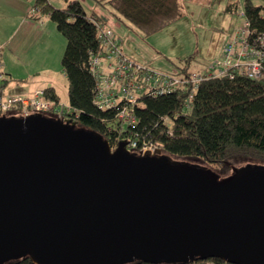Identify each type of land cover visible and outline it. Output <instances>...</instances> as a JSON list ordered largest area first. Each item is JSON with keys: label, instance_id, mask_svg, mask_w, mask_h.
<instances>
[{"label": "water", "instance_id": "95a60500", "mask_svg": "<svg viewBox=\"0 0 264 264\" xmlns=\"http://www.w3.org/2000/svg\"><path fill=\"white\" fill-rule=\"evenodd\" d=\"M42 113L0 117V264H264V169L221 179Z\"/></svg>", "mask_w": 264, "mask_h": 264}, {"label": "trees", "instance_id": "16d2710c", "mask_svg": "<svg viewBox=\"0 0 264 264\" xmlns=\"http://www.w3.org/2000/svg\"><path fill=\"white\" fill-rule=\"evenodd\" d=\"M96 1L111 7L117 18L124 17L148 35L184 16L181 0ZM240 4L237 0L230 2L227 10L238 12ZM243 9L253 28L263 31L264 5L245 0ZM45 17L55 21L67 39L62 63L69 80L68 115L76 124L96 132L112 145L127 138H136L140 145L143 141L156 142L172 154L200 157L217 167L238 156L264 159V80L236 73L203 80L192 98L190 88L157 96L145 95L137 107L138 123L121 131L117 109L100 107L95 101L96 80L90 60L92 52L101 49L95 20H103L96 13L89 14L81 0H68L64 7H56L50 0H35L27 18L42 21ZM185 62L178 66L176 73H188L205 65H193V55ZM9 84L6 76L0 87L6 88ZM44 91L47 99L56 103L62 101L55 86H47ZM187 100L190 107L186 106ZM6 264L37 263L27 255ZM126 264L231 263L209 258L157 262L137 259Z\"/></svg>", "mask_w": 264, "mask_h": 264}, {"label": "rangeland", "instance_id": "374dc122", "mask_svg": "<svg viewBox=\"0 0 264 264\" xmlns=\"http://www.w3.org/2000/svg\"><path fill=\"white\" fill-rule=\"evenodd\" d=\"M23 1L30 11L35 0ZM50 1L56 7H64L68 0ZM81 1L89 14L96 13L108 27L115 31L121 39L122 49L129 58L143 66L164 72L177 71L178 66L185 64V59L191 55L194 56L193 65L198 63L203 66L221 59L226 45L244 21L240 12L245 0H237L241 3L238 12L227 10L228 3L234 0H181L184 16L165 29L148 35L124 17L117 18L111 7L104 6L96 0ZM13 2L17 5L19 0H0V10L3 11L1 7H5L6 3V10L3 12L11 13L8 5ZM20 2L22 6V1ZM15 8L17 10L18 6ZM13 21L12 16L0 17V29L4 31L3 33H6L8 29L4 23ZM35 22L38 25L34 30L28 31V26L31 25L28 23L25 25L26 28L21 30V34L27 33L29 42L26 39L24 43H20L17 38L13 44L4 45V51H1L0 47V60L10 80V85L5 91L32 95L36 90L45 89L42 87L54 84L61 95L62 102L69 103L67 102L69 80L62 63L67 39L52 19L45 17L42 21ZM13 26L16 29L19 24ZM2 41L5 43L4 40ZM199 69L200 66L195 68V70ZM45 115L55 117L52 111ZM77 125L79 128H84ZM161 151L172 162H187L201 168H208L221 179L229 178L236 170L246 167L264 169V159L260 158L238 156L224 166L217 167L200 157L175 155L164 148ZM128 262L130 261L118 264Z\"/></svg>", "mask_w": 264, "mask_h": 264}, {"label": "built area", "instance_id": "2783aa9c", "mask_svg": "<svg viewBox=\"0 0 264 264\" xmlns=\"http://www.w3.org/2000/svg\"><path fill=\"white\" fill-rule=\"evenodd\" d=\"M240 13L244 18L243 24L226 45L222 58L188 73L164 72L139 64L125 54L115 31L104 22L95 20L101 44V49L92 52L90 60L96 80V103L103 108L117 109L120 130L123 131L138 123L137 107L145 95L157 96L190 88L192 98L203 80L236 73L264 80V30L253 28L244 9ZM5 77L0 67V83ZM5 89L0 87V111L3 115L29 116L52 111L54 118L76 124L68 115L69 104L47 99L44 89L36 90L32 95L7 93ZM186 106L190 107L189 100ZM122 141L128 142L127 148L131 152L155 153L164 148L156 142L143 141L140 145L136 138ZM120 142L111 145L116 149Z\"/></svg>", "mask_w": 264, "mask_h": 264}, {"label": "crops", "instance_id": "0c3cea01", "mask_svg": "<svg viewBox=\"0 0 264 264\" xmlns=\"http://www.w3.org/2000/svg\"><path fill=\"white\" fill-rule=\"evenodd\" d=\"M22 1V6H21V2ZM236 1V0H234ZM234 1H230V2H234ZM256 3L258 4H263L264 5V1H259V0H254ZM229 2V3H230ZM5 7H1L4 10H6V3L4 4ZM8 10L11 12V13H5L3 11L0 10V12H3L2 14L0 13V17H3V18H8V17H11L12 16V19H14L13 22H6L4 23L6 26H8V29L5 31L6 33H3L4 31H2L0 29V44H1V51H4L5 47L4 45H10V44H13V42L19 38V42L20 43H24L26 41V39L28 40V37H26L27 33H23L21 34V30L25 27L26 28V24H31L28 29V31L30 30H34L36 25H38L35 21H32L30 19L27 18V15H28V5L25 4V1L23 0H19L18 4L16 5V3H10L8 5ZM16 6H18V9L16 10ZM12 14V15H11ZM31 21V22H30ZM9 23V24H8ZM15 24H19V27L14 29L15 27L13 25ZM30 36V35H29ZM30 38V37H29ZM4 40L5 43H2ZM29 42V40L27 41ZM2 70L4 71V73L7 74V72L4 70V66H2ZM10 85V84H9ZM8 85V86H9ZM50 85H53L56 87V85L54 84H48L47 86H50ZM46 86V87H47ZM46 87H42V88H46ZM57 88V87H56ZM58 90V89H57ZM59 92V91H58ZM22 94H28V93H22ZM67 102H69V98L67 99Z\"/></svg>", "mask_w": 264, "mask_h": 264}]
</instances>
